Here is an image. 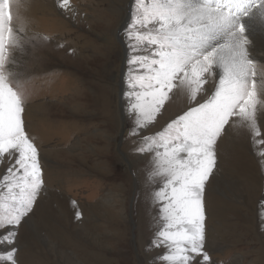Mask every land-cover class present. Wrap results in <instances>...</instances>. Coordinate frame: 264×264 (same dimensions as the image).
<instances>
[{
    "label": "rangeland",
    "instance_id": "1",
    "mask_svg": "<svg viewBox=\"0 0 264 264\" xmlns=\"http://www.w3.org/2000/svg\"><path fill=\"white\" fill-rule=\"evenodd\" d=\"M135 9V0H70L63 9L59 0L11 2L17 43L5 74L14 88L24 84L22 119L43 179L18 226L16 264H165L167 250L156 246L163 180H149L154 154L139 149L210 97L218 69L206 74L196 101L174 89L155 119L137 128L132 106L143 89L135 86L147 71L129 61L150 48L130 46ZM249 48L264 75V52L254 42ZM257 120L264 139V93ZM252 139L233 117L214 146L217 164L203 194L210 261L197 256L192 264H264V144ZM12 163L7 155L0 161V200L9 195L4 177ZM10 251L0 242V257Z\"/></svg>",
    "mask_w": 264,
    "mask_h": 264
},
{
    "label": "snow or ice",
    "instance_id": "2",
    "mask_svg": "<svg viewBox=\"0 0 264 264\" xmlns=\"http://www.w3.org/2000/svg\"><path fill=\"white\" fill-rule=\"evenodd\" d=\"M11 2L0 0V161L5 155L14 159L4 177L9 195L0 200V231L8 229L0 242L9 244L11 251L0 261L16 264L18 226L32 210L43 179L38 150L24 129V84L17 80L14 88L5 74L7 51L17 43ZM69 3L59 0L62 9ZM135 4L127 33L130 46L150 48L148 56L129 61L147 71L135 86L143 89L136 92L132 106L138 110L137 128L155 119L174 89L189 103L196 101L207 83L206 74L219 70L208 99L190 107L161 133L145 138L139 149L154 154L149 180H163L155 193L164 222L156 244L167 250L163 261L192 264L199 256L209 262L203 250V194L217 164L214 146L233 117L249 129L254 146L264 144V139H257L264 75L249 48L264 39V0H135Z\"/></svg>",
    "mask_w": 264,
    "mask_h": 264
},
{
    "label": "bare ground",
    "instance_id": "3",
    "mask_svg": "<svg viewBox=\"0 0 264 264\" xmlns=\"http://www.w3.org/2000/svg\"><path fill=\"white\" fill-rule=\"evenodd\" d=\"M125 20V19H124ZM123 20V21H124ZM123 21H122V23H121V25L123 24ZM125 24V23H124ZM254 44H255V46H257L261 51H263L264 52V39H257V40H255L254 41ZM254 47V46H253ZM134 52V51H133ZM264 57V56H263ZM263 69V68H262ZM218 75H219V70H218ZM165 108V107H164ZM245 131V130H244ZM245 135H246V133H245ZM253 140V139H252ZM261 158V157H260ZM262 219V218H261ZM61 224H63L62 223V220H61ZM246 234V233H245ZM53 262V261H52Z\"/></svg>",
    "mask_w": 264,
    "mask_h": 264
}]
</instances>
